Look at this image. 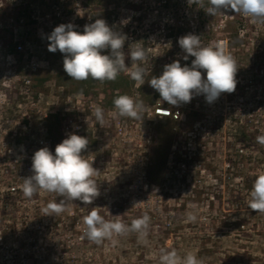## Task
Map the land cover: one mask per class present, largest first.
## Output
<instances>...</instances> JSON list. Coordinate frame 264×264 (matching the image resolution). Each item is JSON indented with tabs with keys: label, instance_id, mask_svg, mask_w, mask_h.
Wrapping results in <instances>:
<instances>
[{
	"label": "rangeland",
	"instance_id": "rangeland-1",
	"mask_svg": "<svg viewBox=\"0 0 264 264\" xmlns=\"http://www.w3.org/2000/svg\"><path fill=\"white\" fill-rule=\"evenodd\" d=\"M26 4L0 0V264H159L161 248L181 257L192 252L204 264H264V215L248 207L252 182L264 171V145L256 141L264 135V24L234 12L210 16L188 0ZM96 19L127 35L126 54L129 44L143 45L157 77L174 60L184 66L194 59H183L180 37L226 42L238 63L235 91L211 104L194 95L177 107L160 101L147 81L139 88L121 73L113 96L142 99L146 111L141 120L113 118L106 83L94 80L79 91L63 55L48 50L56 26L72 23L83 32ZM125 63L131 66L127 55ZM157 105L178 111L179 119L156 117ZM96 106L105 111V127L93 116ZM71 133L89 140L82 156L98 170L100 195L90 205L76 200L60 215H44L50 201L62 198L44 191L24 197L23 178L32 175L35 151L54 154ZM193 204L204 219L186 222ZM94 207L129 225L148 214V244L137 243L135 233L115 245L83 238V217Z\"/></svg>",
	"mask_w": 264,
	"mask_h": 264
},
{
	"label": "clouds",
	"instance_id": "clouds-1",
	"mask_svg": "<svg viewBox=\"0 0 264 264\" xmlns=\"http://www.w3.org/2000/svg\"><path fill=\"white\" fill-rule=\"evenodd\" d=\"M189 5L203 9L206 14L216 16L229 12L249 17L252 22L264 24V0H188ZM126 24L127 21H122ZM50 52L59 51L63 55L64 72L75 81L92 79L98 82L115 81L121 74L129 75L135 85L141 88L147 81L159 93L160 101L172 106L191 102L194 95H204L209 104L216 101L221 93H233L237 86L238 63L228 50L227 43L205 45L201 36L189 33L178 39L179 47L185 53L183 59L194 57L191 66L181 65L179 60L166 64L160 76H152L147 66V50L139 42L128 45V37L109 26L104 19H96L85 24L83 32L75 30L72 23L60 24L47 36ZM107 51V54H103ZM126 55L130 57L128 66ZM206 78H202V72ZM150 77V79H145ZM113 118L126 117L141 120L146 111L144 101L129 95H118L113 99ZM96 122L106 126L105 111L96 106L93 112ZM257 143L264 145V135L256 137ZM89 140L75 133L69 134L55 147V153L42 147L32 157V175L23 178L21 189L24 197L32 199L39 192L55 194L59 201H50L42 209L44 215H60L73 201L79 200L90 205L99 197L100 191L94 177L98 170L92 166L82 152L87 150ZM196 205L185 213L186 222L196 223L199 217ZM248 207L264 215V171L259 172L252 182ZM106 219L97 207L83 217V238L96 245L105 240L113 245L118 238L135 233L137 243L147 245L151 217L144 214L127 224L115 216ZM159 264H204L203 258L189 252L181 257L176 249L161 248Z\"/></svg>",
	"mask_w": 264,
	"mask_h": 264
},
{
	"label": "trees",
	"instance_id": "trees-1",
	"mask_svg": "<svg viewBox=\"0 0 264 264\" xmlns=\"http://www.w3.org/2000/svg\"><path fill=\"white\" fill-rule=\"evenodd\" d=\"M44 1H45V0H27V4H26L25 7H26V8H30V6H34V7L38 8L39 3H43ZM172 1H173V0H161L162 4H164V5H169ZM52 2H53V1H52ZM55 5H56V4L53 2L52 6H55ZM55 7H56V6H55ZM29 23H31V25L34 24V22H29ZM27 33H28V32H27ZM16 46H17V45H15V47H16ZM191 61H192V59H190L189 61H187V63H188L189 66H191ZM121 80H122V78H121V76L119 75L115 81H105L106 85L108 86V88H109V90H110V92H111V96H110L109 98L114 99V98L116 97V96H113V93L118 89ZM93 81H94V80H92V79H88V80H86V81H78L79 84H80V87H79L80 89H79V91H83V90H81L82 87L91 84ZM118 95H123V94H118ZM118 95H117V96H118ZM110 105H111V104H110Z\"/></svg>",
	"mask_w": 264,
	"mask_h": 264
},
{
	"label": "built area",
	"instance_id": "built-area-1",
	"mask_svg": "<svg viewBox=\"0 0 264 264\" xmlns=\"http://www.w3.org/2000/svg\"><path fill=\"white\" fill-rule=\"evenodd\" d=\"M16 50L21 51L22 46L20 44H17ZM154 113H155L156 117H158V118H170L173 120H178L179 116H180L178 111H170V110H168L164 107H161L159 105H157V107L154 108Z\"/></svg>",
	"mask_w": 264,
	"mask_h": 264
}]
</instances>
